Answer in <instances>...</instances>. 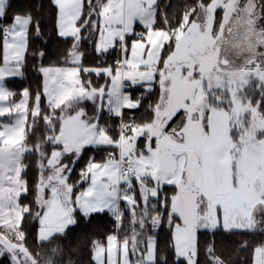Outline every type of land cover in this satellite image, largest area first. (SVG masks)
Listing matches in <instances>:
<instances>
[{
	"label": "snow or ice",
	"instance_id": "1",
	"mask_svg": "<svg viewBox=\"0 0 264 264\" xmlns=\"http://www.w3.org/2000/svg\"><path fill=\"white\" fill-rule=\"evenodd\" d=\"M46 14L64 65L18 94ZM0 117V261L169 264L167 228L171 264H264V0H0Z\"/></svg>",
	"mask_w": 264,
	"mask_h": 264
},
{
	"label": "trees",
	"instance_id": "2",
	"mask_svg": "<svg viewBox=\"0 0 264 264\" xmlns=\"http://www.w3.org/2000/svg\"><path fill=\"white\" fill-rule=\"evenodd\" d=\"M12 2L14 6L18 8H22L25 4L29 3L30 0H12ZM32 2H35V0H32ZM42 2L45 5H47L48 0H42ZM164 2H167V0H164ZM179 2L180 0H172L173 4H177ZM43 27H44V32H45L43 39H34L33 41V48H39L45 52L46 55L43 58V60L40 61L38 58H33L29 56L27 64L25 68L23 69V76L11 77L6 80L7 86L11 90L17 92L18 94H22V91L24 88H28L34 92L35 90L41 87L43 76L37 71L35 67L38 63L42 62L45 66H48L51 64H55L57 66L64 65L63 57L65 55V50L70 45V41L66 42L55 34L54 21L47 14L44 17ZM92 39L95 40L96 37L94 36ZM82 49L85 53L82 59V63L86 67H96V66H103L106 64H111L116 58L115 51H111L110 54L103 56V57L97 55V53L94 50V44L88 41H85L82 43ZM95 77L96 75L94 73L91 74L90 78L93 80L94 83L95 81H97V83H102L103 78L96 79ZM133 94L139 95L140 93L133 92ZM19 98L20 97L18 96L17 100ZM145 103H147V100L145 101ZM142 111L143 110L136 112L135 115L139 117ZM105 118L107 119V117ZM108 123L114 124V121L111 119H108ZM92 154L93 153L91 152L88 153V155H92ZM95 155H96V159L99 160L103 158L105 153L96 152ZM86 160H87V156L82 158V160L78 164L77 172L80 167L84 166V163L86 162ZM36 176H37V170H36L35 164L33 163L28 173V178L30 182L35 181ZM73 178L74 179L77 178L76 173H74ZM96 223L99 225L98 232L100 234H104V233L111 231L114 226L113 221L111 217L109 216H105L103 219H98ZM79 231L80 230L77 229L76 232L73 233V235L74 236L78 235ZM260 238L261 237L259 235H248L245 237H234L233 239L234 240L247 239L250 242H252ZM158 239L160 241V249H161L160 255L162 257L167 256L169 259V264H171V256L165 248V245L168 239L167 228H163L159 232ZM231 247H234L237 249V251L232 254V258L237 262V264H250L251 252L249 250H240L239 245H231ZM88 258H89V253L87 252V250H82L81 259L85 262V264H87ZM201 259H203V256L201 257ZM0 264H9V262L7 260H3V261H0ZM161 264H164L163 260H161Z\"/></svg>",
	"mask_w": 264,
	"mask_h": 264
},
{
	"label": "rangeland",
	"instance_id": "3",
	"mask_svg": "<svg viewBox=\"0 0 264 264\" xmlns=\"http://www.w3.org/2000/svg\"><path fill=\"white\" fill-rule=\"evenodd\" d=\"M22 76H23V75H22ZM16 77H21V76H16ZM8 78H11V77H8ZM8 78H6V80H7ZM95 78L98 79V77H95ZM95 83H97V81H95ZM103 83H104V79L102 80V83H97V84H103ZM17 102H19V99L17 100ZM85 107H86V110H87L89 113L92 112L93 105L91 104V102H85ZM0 121L8 122L6 117H0Z\"/></svg>",
	"mask_w": 264,
	"mask_h": 264
},
{
	"label": "crops",
	"instance_id": "4",
	"mask_svg": "<svg viewBox=\"0 0 264 264\" xmlns=\"http://www.w3.org/2000/svg\"><path fill=\"white\" fill-rule=\"evenodd\" d=\"M130 91V89H128Z\"/></svg>",
	"mask_w": 264,
	"mask_h": 264
}]
</instances>
